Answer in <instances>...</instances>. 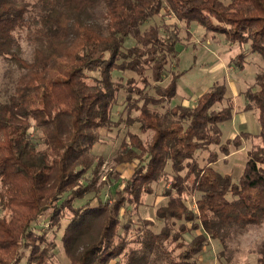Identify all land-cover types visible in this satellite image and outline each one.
Returning <instances> with one entry per match:
<instances>
[{"label": "trees", "instance_id": "16d2710c", "mask_svg": "<svg viewBox=\"0 0 264 264\" xmlns=\"http://www.w3.org/2000/svg\"><path fill=\"white\" fill-rule=\"evenodd\" d=\"M34 8L0 0V57L23 71L13 94L0 103V210L9 213L0 215V264H52L57 231L68 264H110L113 259L193 264L205 236L184 245L179 241L188 231L184 225L173 236L166 227L153 232L149 219L134 226L131 218H121L127 204L141 205L160 181L169 182L162 192L166 205L156 211L165 222L189 223L197 217L195 229L224 241L232 228L264 221V0H39ZM163 8L178 22H196L221 35L229 48H238L229 60L238 71L245 70L249 55L261 57L255 88L244 92V110H258V134L243 131L222 143L220 126L233 118L234 108L224 81H214L193 107L170 105L183 72L172 74L165 86L161 82L169 59L178 65L180 27L163 22L142 30ZM25 26L34 45L31 60L21 56L15 38ZM128 38L135 44L125 48ZM116 70L136 73L142 87L130 81L122 110L126 118L113 121L121 89L112 80ZM222 101L224 106L217 104ZM151 106L167 109L159 113ZM133 111L139 112L135 118ZM123 121L152 132L145 142L126 132L113 157L116 165L135 164L132 175L110 202L97 198L94 205L76 206V200L97 196L107 184L96 186L101 158L88 153L98 141L97 130H112ZM31 127L42 129L40 146ZM250 138H260V144L248 150L238 180L217 172L218 151L227 156L230 146ZM201 151L208 152L203 165L196 158ZM112 177L117 182L120 175ZM186 193H199L196 215L183 201ZM46 211L48 221L39 231L34 224ZM167 242L183 249L177 258ZM257 264H264V254Z\"/></svg>", "mask_w": 264, "mask_h": 264}, {"label": "rangeland", "instance_id": "374dc122", "mask_svg": "<svg viewBox=\"0 0 264 264\" xmlns=\"http://www.w3.org/2000/svg\"><path fill=\"white\" fill-rule=\"evenodd\" d=\"M18 2H26L31 9L39 0H16ZM103 8V7H102ZM100 8L95 9L97 13ZM30 15V14H29ZM29 22L33 25V18H29ZM163 22L171 24L177 23L180 27V41L177 45L179 53V62L173 58L169 59L168 64L164 70L162 86L169 83L171 75L183 72L177 82L176 95L172 99L170 105H182L186 107H193L198 96L203 93L214 81H224L227 87L226 96L233 97V118L221 124L222 136L221 141L225 143L229 139H233L240 132H250L258 134L261 126L258 121V110L252 109L245 111L244 92L247 89L255 88V76L262 70L263 61L257 54L249 55L246 58V68L240 72L237 68L229 64L230 58L234 57L238 48H229L224 42L223 37L219 34H212L206 32L204 28L196 22H192L186 26L183 22H178L173 16L167 13V9L163 8L159 15L148 21L142 30L150 25H160ZM29 29L25 26L15 31V38L18 42L21 56L27 60H31L33 55V43L29 40ZM135 44L132 38H128L124 47L127 48ZM23 71L17 68V65L4 57H0V103L8 100L9 96L13 94L17 81ZM89 75L97 77V73H90ZM150 81V74L147 73ZM112 80L121 85V89L116 94V102L112 107V119L117 121L120 116L122 119L126 118L122 113L123 107L126 104V88L131 84L142 87V82L138 75L132 71H114L112 73ZM152 93V91H150ZM225 105L224 101L217 103ZM220 105H216L218 109ZM169 106V105H168ZM159 113H164L166 107L151 106ZM138 111H133L130 117H136ZM132 132L145 142L150 139L151 131L141 132L137 122L127 126L126 122H121L118 127L112 130L98 129V141L88 151L89 155H96L101 158V164L98 170V180L96 186L102 181H106V185L102 188L97 196L93 193L87 194L83 199L76 200L75 205L79 206L86 202L94 205L98 199L101 201H111L115 196V191L119 188L133 173L135 164L124 163L116 165L113 157L119 149L120 142L126 136V132ZM30 134L35 142L42 141V129L30 128ZM260 144V138H250L242 140L239 147H229V154L225 156L218 151V160L213 164V167L222 175H230L232 180L236 182L243 170L245 161L247 159V152L252 144ZM210 150H217V146H210ZM208 156L207 151H201L196 154V158L201 165L205 164ZM169 170V168H167ZM119 173L120 178L115 180L112 177L115 173ZM92 176L91 171L86 174V179ZM85 182V181H84ZM168 181H160L153 184L154 192L151 195L143 197V203L139 206L127 204L121 212V218L124 221L128 217L137 226L141 219H149L152 221L149 228L153 232H160L165 227L170 231V234L175 236L178 229L184 225L188 231L180 236L179 241L184 245H188L198 235L206 237V241L198 254H195L190 260L193 264H257L258 258L264 254V221L258 224H250L245 227L232 228L228 233L226 240L221 241L217 238H210L203 231L201 227L195 229L193 223L199 224L197 217L192 222L186 223L184 220L169 219L167 222L158 219L156 211L159 207L165 206L167 198L163 196L164 187H167ZM184 203L189 210L195 212L197 208L195 202L199 198V193H186L184 196ZM228 199H232L230 195ZM98 198V199H97ZM8 215L7 211L0 210V215ZM50 211H46L41 215L34 228L42 230L48 221ZM65 222V221H64ZM63 222V223H64ZM58 238L55 239L57 248L54 250L52 264H68V260L63 252L62 243L60 241L61 231H57ZM54 235L49 234L52 239ZM166 249L171 251V255L177 258L178 253L183 249L177 248L176 243H166ZM110 264H123L122 261L112 260ZM148 264L153 263L152 259ZM159 264H165L159 262Z\"/></svg>", "mask_w": 264, "mask_h": 264}, {"label": "built area", "instance_id": "2783aa9c", "mask_svg": "<svg viewBox=\"0 0 264 264\" xmlns=\"http://www.w3.org/2000/svg\"><path fill=\"white\" fill-rule=\"evenodd\" d=\"M196 205H194V208H195Z\"/></svg>", "mask_w": 264, "mask_h": 264}]
</instances>
